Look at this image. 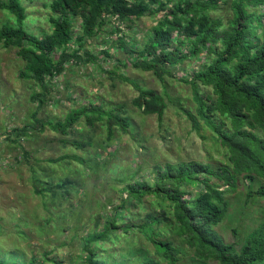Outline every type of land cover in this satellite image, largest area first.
Returning <instances> with one entry per match:
<instances>
[{"label": "trees", "instance_id": "obj_1", "mask_svg": "<svg viewBox=\"0 0 264 264\" xmlns=\"http://www.w3.org/2000/svg\"><path fill=\"white\" fill-rule=\"evenodd\" d=\"M0 8L8 15L0 46L16 49L25 61L20 75L39 88L31 95L32 120L8 137L18 143L47 128L60 135L55 155L24 148L22 154L36 194L50 205L48 218L56 213L55 227L73 230L75 238L82 234L75 253L46 252L45 264H264V221L242 239L235 227L230 240L216 230L229 213L231 195L243 191L247 203L264 197V0H51L44 4L50 27L42 33L33 29L42 17L34 19L25 0H0ZM145 17L157 19L146 41L137 44V34H117ZM107 35L117 42L100 52L89 48L103 45ZM116 45L135 57L136 68L164 83L160 93L131 80L138 88L133 105L160 121L175 107L204 142V156L145 162L139 155L149 149L146 134L122 103L90 101L63 119L44 120L53 80L69 64L122 75L128 63L112 53ZM167 77L186 84L191 95L173 97ZM115 139L128 141L122 153L114 149L99 161ZM209 149L220 155L217 160ZM110 159L114 175L101 176L105 199L92 200L99 191L90 184L93 168L108 167ZM130 159L134 169L121 172ZM59 208L65 210L57 213Z\"/></svg>", "mask_w": 264, "mask_h": 264}, {"label": "rangeland", "instance_id": "obj_2", "mask_svg": "<svg viewBox=\"0 0 264 264\" xmlns=\"http://www.w3.org/2000/svg\"><path fill=\"white\" fill-rule=\"evenodd\" d=\"M50 1L25 0V4L34 19L37 15L42 17L41 20L36 19L33 26L37 33H42L50 27L45 19L47 10L44 8V4ZM226 12L227 9L217 14L223 15ZM7 20V13L0 8V27ZM156 20L149 17L142 18L137 21V27L134 26L133 29H130L124 26V31L117 34H137V36L135 35L137 44L142 43L147 40L149 29L156 23ZM143 28L148 29L144 31ZM103 42H105L103 45H90L89 48L94 52H100L107 47L106 44L111 45L112 42L117 41L112 38V35H107ZM116 47L117 45L111 47L112 53L115 54L116 58L119 57L128 63L127 67L120 68V73L118 71L122 75L113 74L112 77L106 69L94 67L92 64L88 67L77 62L69 64L65 72L53 80L52 96L54 98H51L41 111L44 120L63 119L72 109L86 105L90 101L100 102L104 99L107 104L112 106L122 103L127 106L128 114L146 134V143L149 149L145 151L146 153L141 152L139 155V158L145 162L154 159L165 162L170 158L179 161L191 159L194 156H204L202 149L204 142L195 132H190L192 128L189 119L185 118L183 114L177 113L175 107L171 105L164 116V120L160 121L156 114L145 115L133 105L132 99L138 95V88H135L131 80H137L140 86L152 88L160 93L164 89V83L160 82L151 72L136 68L132 64L135 57H131L125 50L122 51ZM109 64L111 68L113 65L111 62ZM24 68L25 61L16 55V49L0 46V261H8V264H23L21 263L23 260L24 264H29L34 260V264H45L43 257L46 252H49V257L55 254L66 256L69 251L75 253L79 248L82 234L75 238L73 237L75 233L73 230L55 227V223L58 221L55 218L56 213L52 216L53 219L48 218L50 216L49 211H51L50 205L43 203L41 197L36 194L32 170L22 154L24 148L42 155H55L54 151L59 150L57 141L60 135L47 128L43 134L33 133L23 140H18V143L14 141L16 139L14 135L8 137V133L14 127L30 122L32 113L36 109L35 104L31 102V95L33 91L39 88L31 79L20 75ZM178 73L179 76H184V70ZM167 84L173 97L179 96L184 99L187 95H191L189 87L186 84L177 83L176 79L167 77ZM70 93L74 96L73 98H77L75 101L68 98ZM74 137L72 136V138ZM127 142L123 139H115L114 145L103 151L102 157L97 159L99 161L105 159L107 153L112 154L114 149L118 153H122L124 144ZM45 145L46 147L43 148L42 146ZM207 146L209 145L207 144ZM209 150H211L214 159L217 160L215 156L220 155H217V152L212 149ZM90 152L93 154L96 151L92 148ZM151 153L157 154V156L151 157ZM111 161L110 159L106 162V164L109 162L108 167L106 165L101 166L103 164L101 163L93 168L96 170L94 173L100 177H96L93 173L95 178L91 180L90 184L96 186L95 188L99 191L96 194L98 196L93 197L92 200L104 198L100 194L103 185L101 176L114 175V173L111 174L110 169L115 165ZM133 165L134 163L130 159L125 164L126 169L123 170L120 167V171H132ZM147 168L149 170V167ZM37 176L40 180L43 179L38 174ZM244 193L242 191L238 195L230 196L229 213L216 229L226 240L232 239L234 227L242 239L250 230L264 221V197L252 196L247 203L246 197L241 195ZM109 196L111 195L106 198L110 199ZM108 206V209L113 207L110 204ZM65 208H59L56 212H63ZM78 210L81 211V209L76 211ZM47 219L52 220V224L48 223ZM74 220L75 218L72 219V222L76 223L77 221ZM90 228L93 227L88 226L85 229L89 230ZM80 229L82 228L78 230ZM61 242H65V244L62 245ZM46 264H50V261H47Z\"/></svg>", "mask_w": 264, "mask_h": 264}]
</instances>
